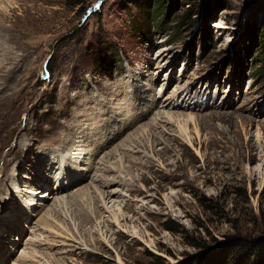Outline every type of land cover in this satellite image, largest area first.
Masks as SVG:
<instances>
[{
    "label": "rangeland",
    "instance_id": "374dc122",
    "mask_svg": "<svg viewBox=\"0 0 264 264\" xmlns=\"http://www.w3.org/2000/svg\"><path fill=\"white\" fill-rule=\"evenodd\" d=\"M77 1L0 0V264H223L238 246L264 264V55L250 40L254 24L264 42V0H221L212 33L188 15L198 0ZM161 109L198 118L193 144ZM80 130L116 171L98 156L73 171ZM66 179L45 231L54 199L33 213L28 184L47 195ZM94 188L120 191L128 229L103 228Z\"/></svg>",
    "mask_w": 264,
    "mask_h": 264
},
{
    "label": "bare ground",
    "instance_id": "6f19581e",
    "mask_svg": "<svg viewBox=\"0 0 264 264\" xmlns=\"http://www.w3.org/2000/svg\"><path fill=\"white\" fill-rule=\"evenodd\" d=\"M215 26L216 27H223V28H227V26L225 27L224 25L222 26V25H220L219 23H216L215 24ZM168 104V103H167ZM165 106V105H164ZM162 110V111H161ZM160 111H159V115H158V117L157 118H160L161 116H164V117H162L163 119H165L167 122H170V123H176V127H177V131H178V133L180 134V135H182L189 143H191V144H193V138H192V136H191V133H190V130H189V128H188V126H187V124L189 123V122H194V123H196V119H198V118H195V116L194 115H191V114H188V115H185V114H181V113H167V112H164L165 111V109L163 110V109H161ZM160 114H162V115H160ZM156 118V119H157ZM161 118V119H162ZM158 120V119H157ZM156 121V120H155ZM153 124H155V123H153ZM161 124V123H160ZM152 125V124H151ZM156 125V124H155ZM166 126H164V128H165ZM163 128V127H162ZM80 131H82V130H80ZM146 132H147V129H144V131H143V134H146ZM93 133V132H92ZM196 133H198L199 134V129L197 128V126H196ZM91 133H88V135H90ZM147 134H148V132H147ZM84 135V136H83ZM99 135V134H98ZM103 135V134H102ZM260 135H261V133H260V131H258L257 132V136H258V139H260ZM92 137V138H91ZM141 137V136H140ZM86 138H88L90 141H94V139L96 138V136L95 135H93V136H90V137H88L87 135H86V133H85V131L83 132L82 131V133L81 134H77V136H76V139L74 140V142L72 143V150H70L69 152H67V157H68V159L70 160V162H71V164H72V169H73V171L75 172V173H77L78 174V172H80L81 171V169L83 170V169H85V166L84 167H81L80 166V169H77V168H79L78 166H79V164L81 165V164H86V165H89L90 163L91 164H93V163H95L94 161H95V159L97 158V156L98 157H100V159L102 158V160H101V162H104L107 166H109L108 168H109V171H116L115 170V164L112 162L113 161V157L111 158V154L112 153H110V154H108V155H101V156H99L101 153H103L104 151H105V145H102L100 148H99V150L97 151V152H93V151H87V150H84V149H82L81 148V146H80V143L82 142V141H80V142H78L77 140L79 139V140H81V139H84V140H88V139H86ZM104 139H105V142L104 143H107V141H108V139H109V136L107 137H103ZM22 141V140H21ZM132 141H135L134 139H132ZM140 142V141H139ZM23 144H24V142H23ZM136 144V143H135ZM77 145V146H76ZM124 146H126V145H124ZM132 147V146H131ZM84 153V154H83ZM57 154H59V153H57ZM90 154V156H91V159H89V158H86L88 155ZM115 154H117L118 155V159H119V164L121 165V166H123V158L125 157V155H124V153H120L119 154V151H116L115 152ZM199 154V153H198ZM55 155V154H54ZM66 155V154H65ZM66 157V158H67ZM53 158V157H52ZM125 158H127V157H125ZM94 160V161H93ZM51 162V161H50ZM61 162V161H60ZM93 162V163H92ZM69 163V162H68ZM98 163H99V161H98ZM51 164V163H50ZM65 164V163H64ZM54 165V164H53ZM62 165V164H61ZM103 165V164H102ZM51 166V165H50ZM65 166V165H64ZM101 166V165H100ZM99 166V167H100ZM104 166V165H103ZM98 168V167H97ZM105 168V167H104ZM60 169V168H59ZM87 169V168H86ZM100 169V168H99ZM64 170V169H63ZM90 170V169H89ZM102 170V169H101ZM107 170V169H106ZM56 171V170H55ZM61 171V170H60ZM67 171V170H66ZM64 172V171H63ZM105 172V171H104ZM103 172V173H104ZM62 173V172H61ZM65 173V172H64ZM118 173H121V175H120V178H125L127 181H129L130 182V178H128L129 176L127 175V176H125L124 177V175H123V173H122V171L120 170ZM59 174V173H58ZM86 174V173H85ZM59 176H60V174H59ZM80 177V175H78V178ZM82 177V176H81ZM107 177V176H106ZM47 178V180H46V183L44 182L43 184H41L40 186H41V188H44L46 185L48 186V178L49 177H46ZM53 178V177H52ZM69 178V180H76V179H74L72 176H70V177H68ZM105 178V177H104ZM128 178V179H127ZM55 179V178H54ZM102 179H103V176H102ZM110 179V178H109ZM113 179H114V177H113ZM58 180V179H57ZM69 180L68 179H66V181H64V182H62V183H60V184H58L54 189H53V193H49V194H45V193H42L41 195H39L38 194V191H36V193L34 192V188H32L31 187V185L34 187V186H36V180L35 181H30V184H28V187H29V192H26V196L25 195H22L23 193H21V191L19 190V189H17L16 188V186L15 185H13V188H12V192L13 193H16L17 194V191H19L20 192V194H21V197L22 198H24V196H25V200L28 202V204L29 205H31V206H29V207H31V209H32V212L33 213H35L38 209H39V206H38V204L40 205L41 204V210L43 209L44 210V212H45V209L42 207V204L44 205V202H46V201H48V198H49V196H52V198L54 199V204H55V207L53 208V209H50L49 211H46V214H44V216L42 217V223L44 224V226H43V230H48V229H51V226L49 225V222L51 221V219H54V217L55 216H57L59 213H58V211L59 210H57L58 208H59V206H58V203L59 204H61V202H62V200H64V199H66L67 197L69 198V195H66V193H65V195L64 194H62L61 195V197L60 198H55V194H60L67 186L66 185H68V183H70L69 182ZM106 180V179H105ZM108 180V179H107ZM124 180V179H123ZM55 181V180H54ZM78 181V180H77ZM109 181V180H108ZM116 181V180H115ZM76 182V181H75ZM82 181H80V183H81ZM106 182V181H105ZM118 181H116V182H112V183H109V184H107L106 186H110V185H112V184H114L115 186H120L119 184L118 185H116V183H117ZM104 183V182H103ZM77 183H75V185H76ZM120 184H122V183H120ZM45 185V186H44ZM71 186V185H70ZM73 187V186H72ZM105 188V187H104ZM110 188H111V186H110ZM133 188V187H132ZM95 189V192L98 194V197H97V199H98V201L100 202V205H98V206H96V203H95V205H94V211L92 212V213H94V215L97 217V219H98V217H100L101 219H103V217H102V214L100 215V213L103 211L104 212V215H105V213L107 212L109 215H108V219L106 220H104L103 221V228L105 227L106 228V230H107V232H109V231H111V226L113 225V224H116L118 227H121V228H126V229H128V227H126L125 226V221L127 220V218H125L124 216H123V214H121L120 215V213H119V211H121V202L120 201H118V199H119V196H118V194L117 193H119L120 194V191H118V189H111V190H109V191H104V190H101V189H98V188H94ZM48 191H49V189H48ZM66 192V191H65ZM27 194H29L30 196H28L27 197ZM37 195H38V197H40V202H38V201H36V198H37ZM120 195H122V194H120ZM168 195H170V196H168ZM20 197V198H21ZM44 197H47V198H44ZM152 197V196H151ZM169 198V197H174V194H173V192H171V193H168V194H166L165 195V198ZM71 198V197H70ZM21 200V199H20ZM39 200V199H38ZM152 200H154L153 198H152ZM97 201V200H96ZM85 203H86V201H85ZM67 204V203H66ZM35 206V207H34ZM35 209H37L35 212H34V210ZM21 210V209H20ZM41 210H39V212H41ZM116 210H119L118 212H116ZM42 213V212H41ZM56 218V217H55ZM105 218V217H104ZM78 219L80 220L81 219V223H83L82 225H84V221L85 220H87L88 222H93L94 220V218L92 217V216H90L89 215V213L87 212V213H83V214H81V215H79L78 216ZM86 222V221H85ZM122 223H124V225L122 224ZM136 228V227H135ZM49 231V230H48ZM51 231V230H50ZM133 233H134V235H138L139 234V232H138V230H136V229H134L133 228ZM132 233V234H133ZM104 237H105V234L103 235ZM72 237L74 238V236L72 235ZM103 237V238H104ZM107 239V238H106Z\"/></svg>",
    "mask_w": 264,
    "mask_h": 264
},
{
    "label": "trees",
    "instance_id": "16d2710c",
    "mask_svg": "<svg viewBox=\"0 0 264 264\" xmlns=\"http://www.w3.org/2000/svg\"><path fill=\"white\" fill-rule=\"evenodd\" d=\"M80 1L81 0L77 1L76 3L81 4L82 1L81 2ZM147 1L149 2V0H145V2H147ZM198 1L200 2L198 4L199 8H197L195 11H193L194 9H192V11H190V13H188V15H189V17L195 16L194 17L195 20H197V18L200 16L199 18H201L202 20H204L206 23L209 24V30L212 33L213 27L211 26V23H209V22H210V19H212L211 16L216 9V8L213 9V7L214 6L217 7V5L220 3L221 0H210V2H208L206 5H203L202 0H198ZM145 4H147V3H145ZM224 8H227V5H225ZM213 18H216V17H213ZM250 33H251L250 40H251L252 44L257 46V50L259 51L258 56L262 57L264 55V42L260 38V35L258 36V29H256L254 24L251 26ZM48 67H49V65H48ZM175 229H177V227H172V230H175ZM248 249L249 248L246 246L236 247L235 250L231 251L229 259L224 261L223 264H256L257 260L259 259V258L254 257V254L256 253L255 251H256L257 247H255L254 249H251V251H249ZM213 264H215V263H213Z\"/></svg>",
    "mask_w": 264,
    "mask_h": 264
}]
</instances>
